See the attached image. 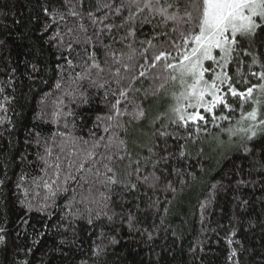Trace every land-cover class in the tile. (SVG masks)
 Segmentation results:
<instances>
[{"label":"trees","instance_id":"16d2710c","mask_svg":"<svg viewBox=\"0 0 264 264\" xmlns=\"http://www.w3.org/2000/svg\"><path fill=\"white\" fill-rule=\"evenodd\" d=\"M44 8L53 14L64 10L62 0H0V87L5 90L0 101L4 95L15 97L7 112L12 125L0 126V228L4 229L0 235L5 237L0 243V264H264V135L258 129L253 140H237L226 151L214 145L240 119L239 105L231 98L237 111L229 114L230 120L218 121L220 127L210 122L206 132L187 141L186 157H179L178 145L168 141L175 155L155 170L159 177L155 186L151 181L137 183L132 192L117 186L109 193L107 208L102 203H80L75 184L49 201L43 212L36 200L22 195L16 187L20 176L35 175L39 168L38 149L34 142H26L32 140L29 132L49 136L58 130L56 124L38 119L45 108L42 97L55 92L57 65L64 64L57 47L48 42L56 26L44 32L52 20ZM142 33L151 35V29L145 26ZM143 34L137 38L144 39ZM160 70L158 65L153 72ZM243 71L247 77L248 69ZM149 85L150 81L136 85L147 89L149 96L143 104L146 118L128 130L130 148L138 145L140 130L151 126L152 104L174 87L169 82L152 96L156 86ZM95 92L89 90L88 104L69 105L76 113L75 128L69 121V128L61 124L60 131L87 138L96 116L107 112L103 96ZM141 100L137 94L135 102ZM251 107L246 105L244 112ZM4 115L0 113V118ZM160 124L149 129L146 141L136 149L142 157L159 143L153 133ZM147 171H153L151 165ZM96 245L103 249L98 257L93 254Z\"/></svg>","mask_w":264,"mask_h":264},{"label":"snow or ice","instance_id":"6c2138e0","mask_svg":"<svg viewBox=\"0 0 264 264\" xmlns=\"http://www.w3.org/2000/svg\"><path fill=\"white\" fill-rule=\"evenodd\" d=\"M62 3L64 10L57 9L54 14L43 9L52 17L44 32L56 26L48 42L57 47L58 59L64 64L57 65L60 75L55 92L42 97L45 108L38 116L42 122L56 124L58 130L49 136L29 132L32 140L26 142H34L38 149L39 168L35 175L22 174L16 185L25 198L37 201L39 211H45L49 201L54 202L72 184L77 186L73 191L81 196L80 203H102L104 208L111 199L109 193L117 186L129 192L136 190L137 183L151 181V186H155L159 180L155 170L175 155L168 141L178 145L179 157H186L187 141L194 140V135L202 130L206 132L210 122L220 127L218 121L230 120L229 114L237 111L230 98L238 103L241 115L236 127L225 130L227 134L241 135L248 141L257 136L258 129L264 135V119L260 118L264 105V0ZM145 26L151 29V35L142 33ZM138 33L145 38L138 39ZM158 65L161 70L153 72ZM253 67L260 70H252ZM32 70L38 71L35 65ZM144 81H150L149 87L156 86L152 96L169 82L178 88L171 93L174 103L168 123H161L153 133L159 143L147 149V157L136 151L139 145L130 148L127 139L132 124L147 116L143 104L148 100V90L136 87ZM238 85H243V90ZM90 89L103 96L107 112L96 116L87 138L60 131L61 124L63 129L69 128V121H73L75 128L76 113L69 105L78 108L88 104ZM4 91L0 87V95ZM137 94L142 96L139 103L135 102ZM13 99L4 95L0 101V113L5 114L0 118V126L12 125L7 112ZM246 105L252 107L244 112ZM162 119L158 116L153 126ZM181 130L185 135H181ZM154 148H159V152ZM148 165L152 172L147 171ZM128 219L131 225V214ZM0 232L4 229L0 228ZM148 238H152L150 233ZM4 240L0 235V243ZM101 252L103 249L96 245L93 254L98 257ZM235 255L233 251L231 256Z\"/></svg>","mask_w":264,"mask_h":264},{"label":"rangeland","instance_id":"374dc122","mask_svg":"<svg viewBox=\"0 0 264 264\" xmlns=\"http://www.w3.org/2000/svg\"><path fill=\"white\" fill-rule=\"evenodd\" d=\"M173 91H178V88L176 86H174L170 90L166 91L164 97L160 98L158 101H156V102H154V104H152L151 108H152V114H153V117H152L153 121H155L156 118L158 116H160V117H164V119L159 121L160 123L168 122V119L171 116L170 107L174 103V101L171 98V93ZM260 118L264 119V107H263V105L260 108ZM159 122H157V123H159ZM247 123L248 122L245 121L244 126H247ZM152 126H153V122H152L151 126H148L144 130H140V133L136 136L138 145H141L142 143H144L146 141L149 129ZM243 138L244 137L241 135L229 136L226 132L225 137L216 140L214 145L217 147V149H220V150L222 149L223 151H226V150L232 148V146L235 145V142L237 140H240Z\"/></svg>","mask_w":264,"mask_h":264}]
</instances>
